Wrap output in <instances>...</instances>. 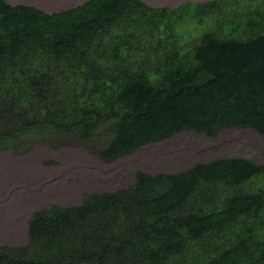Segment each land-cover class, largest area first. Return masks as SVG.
I'll use <instances>...</instances> for the list:
<instances>
[{
	"label": "trees",
	"instance_id": "trees-1",
	"mask_svg": "<svg viewBox=\"0 0 264 264\" xmlns=\"http://www.w3.org/2000/svg\"><path fill=\"white\" fill-rule=\"evenodd\" d=\"M228 128L264 135V0H85L50 13L0 0V151L103 132L95 154L111 163L181 130ZM134 176L33 212L28 243L0 246V264H264V164Z\"/></svg>",
	"mask_w": 264,
	"mask_h": 264
},
{
	"label": "rangeland",
	"instance_id": "rangeland-1",
	"mask_svg": "<svg viewBox=\"0 0 264 264\" xmlns=\"http://www.w3.org/2000/svg\"><path fill=\"white\" fill-rule=\"evenodd\" d=\"M84 1L7 0L45 12L67 9ZM141 1L153 7H175L184 1L205 0ZM106 138L103 132L90 140H80L68 133H41L24 136L0 151V246L28 243V221L33 212L53 204L77 206L85 193L126 188L134 183L136 171L173 174L197 162L217 158H245L264 164V135L248 128L223 129L214 137L181 130L111 163L95 154ZM27 143L31 148L19 152Z\"/></svg>",
	"mask_w": 264,
	"mask_h": 264
},
{
	"label": "bare ground",
	"instance_id": "bare-ground-1",
	"mask_svg": "<svg viewBox=\"0 0 264 264\" xmlns=\"http://www.w3.org/2000/svg\"><path fill=\"white\" fill-rule=\"evenodd\" d=\"M7 1V0H6ZM50 7V6H49ZM59 11V10H58ZM50 13V12H49Z\"/></svg>",
	"mask_w": 264,
	"mask_h": 264
},
{
	"label": "clouds",
	"instance_id": "clouds-1",
	"mask_svg": "<svg viewBox=\"0 0 264 264\" xmlns=\"http://www.w3.org/2000/svg\"><path fill=\"white\" fill-rule=\"evenodd\" d=\"M206 1V0H205Z\"/></svg>",
	"mask_w": 264,
	"mask_h": 264
}]
</instances>
